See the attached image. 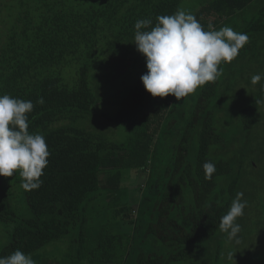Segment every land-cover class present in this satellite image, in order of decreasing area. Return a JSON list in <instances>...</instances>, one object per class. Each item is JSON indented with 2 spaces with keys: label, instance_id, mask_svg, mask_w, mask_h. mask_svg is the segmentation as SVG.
Masks as SVG:
<instances>
[{
  "label": "trees",
  "instance_id": "1",
  "mask_svg": "<svg viewBox=\"0 0 264 264\" xmlns=\"http://www.w3.org/2000/svg\"><path fill=\"white\" fill-rule=\"evenodd\" d=\"M183 1L104 0L96 6L80 0H0V95L33 103L28 131L42 134L50 153L37 189L21 187L19 170L0 176V220L14 224L0 257L17 249L33 256L66 237L72 224L79 227L69 244L71 255L78 244L71 264H83L86 252L89 264H185L199 256L211 258L214 245L220 252V220L236 194H255L249 199L256 201L261 192L247 175L256 170L251 159L261 163L264 154V137L251 144L264 129V79L254 84L255 97L241 103L243 93L251 92L247 86L253 85L249 80L244 86L242 73L238 85L243 92L230 102L233 82L226 66L237 61L245 73L252 64L262 75L264 0H196L189 10L182 9ZM178 9L194 15L205 30L227 25L253 35L248 40L257 47L253 61L239 52L230 63L221 62L222 74L199 87L195 103L192 94L179 101L173 95L153 97L139 78L115 117L102 114L97 119L94 107L102 102L105 74L95 68L96 59H104L105 69L111 55L131 56L145 66L133 43L135 22L150 18L154 26L157 16ZM41 97L43 104L37 103ZM233 106L239 110L234 120H241V129L231 136L219 110ZM114 121L130 132L127 141L119 137ZM239 135L241 145L232 148ZM208 161L216 167L210 180L203 169ZM126 169L144 177V189L137 190L142 193L139 210L132 201L116 208L107 202V192L121 188ZM22 193L30 216L19 217L14 206V196ZM238 218L241 226L255 221ZM135 219L136 229L147 231L146 236L114 233L109 226L117 221L133 225ZM97 225L106 229L89 250L88 231ZM33 260L63 264L51 255ZM241 264H264V258Z\"/></svg>",
  "mask_w": 264,
  "mask_h": 264
},
{
  "label": "clouds",
  "instance_id": "2",
  "mask_svg": "<svg viewBox=\"0 0 264 264\" xmlns=\"http://www.w3.org/2000/svg\"><path fill=\"white\" fill-rule=\"evenodd\" d=\"M150 18L138 19L133 43L146 60L147 71L140 77L144 88L153 97L173 95L177 101L193 93L207 82H214L222 74L221 62L230 63L248 42L246 33L236 32L230 26L219 30H205L194 15L178 9L171 15H160L154 26ZM264 77H251L252 84ZM264 88V85H261ZM37 103L43 104V98ZM31 101L0 95V176L11 177L19 170L21 187L37 189L43 183L40 177L50 155L45 138L28 131V113ZM206 179L216 171L211 161L203 164ZM238 192L229 210L221 217L219 228L229 240L239 243L241 226L236 223L244 214L247 201ZM229 257L234 253L229 252ZM0 264H36L30 254L17 249Z\"/></svg>",
  "mask_w": 264,
  "mask_h": 264
},
{
  "label": "rangeland",
  "instance_id": "3",
  "mask_svg": "<svg viewBox=\"0 0 264 264\" xmlns=\"http://www.w3.org/2000/svg\"><path fill=\"white\" fill-rule=\"evenodd\" d=\"M81 4L90 3V5L93 3L96 6L99 4H102L104 0H80ZM72 2L77 3L78 0H72ZM196 0H184L182 3V9L189 10L193 8V6L196 4ZM73 5V4H72ZM2 25L0 24V33L2 32L1 29ZM4 30V29H3ZM219 30V29H218ZM249 39L252 38L253 35L247 34ZM251 35V36H250ZM253 41H248L246 43V47H242L239 52L246 53L247 60L252 59V52H255L257 47L254 45ZM249 45V46H247ZM259 50V49H258ZM257 51V50H256ZM256 54V52H255ZM259 56L262 55L261 51ZM261 59L264 60V54L261 56ZM238 60V59H237ZM108 67L106 68V65L104 64V59L102 57H98L95 62V68L99 69L100 72L103 71L105 74L104 77V84L102 88V102L100 104L95 105L94 112L96 114V118L102 120L103 117L102 114H107L109 116L115 117L117 113L119 112L121 108V103L123 100L127 97L129 92L135 87L137 80L140 78V76L147 71L146 64L145 66L142 65V63L133 62V58L131 56H123V55H111L109 57V61L107 63ZM255 65L248 64L246 66V71L244 73L242 66L239 62L233 61L231 62L228 67L226 66L227 72L230 73L229 81L233 82V85L231 86V89L228 91V98L232 99L230 102H233L237 99L236 94H239L240 92H243V89L240 88L238 85V77H241V74L244 77V83L242 81V86L244 83V86L246 84H249V80H251V77L253 75H256L257 72L255 71ZM110 73L107 74L106 73ZM146 70V71H144ZM264 73V70L262 69V75ZM106 75H108L106 77ZM263 80V79H262ZM247 88L251 89L250 93H243V97L241 99V103H248V101L252 100L257 92V86L251 85L247 86ZM220 92L217 91V94ZM194 95L192 98L194 99L195 103L200 94V88L198 87L193 93H190ZM185 100V98H184ZM231 105V103H230ZM232 106V105H231ZM261 121L264 122V101L261 106ZM219 110V115L224 117V120L227 124L228 134L231 136L233 134H238L240 132V125L241 120L237 119V122H235L234 117L239 113V110L237 107H232L230 110ZM237 117H240L239 114ZM236 117V118H237ZM116 128H118V134L119 137L122 139V141H127L130 137V132L126 129L124 125L118 124L115 122ZM96 124V123H95ZM90 124L89 127L93 128V125ZM106 132H110L109 128H107ZM260 135V136H259ZM259 138L256 141H251V144H254L256 142L262 141V137H264V129L261 128L259 131ZM230 138V137H229ZM242 135H239L237 138L236 144L232 148L238 147V144L241 145L243 141ZM247 137H245V140ZM254 142V143H253ZM255 146V145H254ZM261 163H258L256 159H251L252 165L256 166V170H253L250 172L248 177H251L252 179L256 180L254 182L255 188H257L259 191L261 190L259 197H257L256 201L250 200L249 197L255 196V194L250 195L248 197H243V200L247 201V205H249V208L244 209L243 216L246 218L254 219L255 221L249 223H243L241 226V231L238 234L239 243L236 242V240H229L227 238V235L224 234V239L219 242L221 245L220 252H217V246L214 245L213 248L209 251L212 254L211 258L208 257H201L199 256L194 261H188L185 264H241L242 261H249L256 258H264V154L262 156ZM125 177L123 178V183L121 185V188L117 191H108L107 192V202L109 203L111 208H116L123 206L127 204L129 201H132V205L139 210L140 207V200L142 197V193H139L137 190L138 188L144 189L142 187L144 182L143 175H139L137 173L133 172V169H126L125 170ZM107 175V174H106ZM145 175V174H144ZM146 176V175H145ZM103 177H105L103 175ZM124 187L126 190H124ZM99 192V191H98ZM163 192V191H162ZM162 194V193H161ZM160 194L159 202L162 200V196ZM13 203L16 208V211L19 215V217H22L23 215L30 216L32 214L29 206L26 203L25 196L20 194L19 196L13 198ZM135 212V211H134ZM239 218H237L236 221H238ZM133 225L129 221H117L115 223L109 224V226L113 227L114 233H131L134 237H144L148 234L147 231H139V229H136V219L134 220ZM14 227V224L12 222H7L0 220V250L7 245V243L11 239V232ZM78 226H74L72 224L70 226L71 232L64 237L63 239H59L57 241H54L48 245H46L44 248L39 250L36 254L31 256L32 258L34 256H42L45 257L46 255H51L52 257H58L62 260L63 264H71L72 260L71 258L78 257V244H76L73 248V254L71 255L69 253V244L70 241L73 239V235L77 234ZM106 229L104 226H95L91 227L88 231V237H89V250L95 245L96 241L95 237L98 233L101 232V230ZM234 253L233 256L229 257L228 253ZM259 260V259H257ZM81 261L83 264H89L88 258H87V252L83 254Z\"/></svg>",
  "mask_w": 264,
  "mask_h": 264
}]
</instances>
